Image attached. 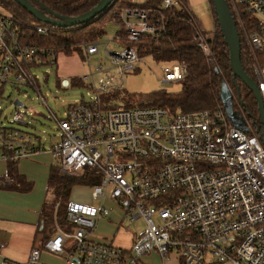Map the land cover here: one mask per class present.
Here are the masks:
<instances>
[{
    "label": "built area",
    "instance_id": "2783aa9c",
    "mask_svg": "<svg viewBox=\"0 0 264 264\" xmlns=\"http://www.w3.org/2000/svg\"><path fill=\"white\" fill-rule=\"evenodd\" d=\"M228 2L238 18L245 12L256 23V28L247 30L240 22V29L251 50V71L264 104V64L256 54H264V0ZM161 6L179 8L180 1L162 0ZM112 20L129 42L143 35L158 38L164 30L149 9L139 6L117 10ZM35 30L45 33L48 27L37 25ZM195 39L212 61L206 39L201 34ZM114 42L117 48H109L100 37L81 42L79 48L88 60L102 45L123 82V71L133 68L140 56L117 34ZM55 61L45 49L24 41L14 17L0 10V96L5 85L29 86L43 100L33 70ZM100 69L101 65L96 68ZM160 71L164 82H180L186 74L185 65L177 61H161ZM61 81L68 86L67 79ZM90 89L87 98L69 104L64 117L56 118L60 139L47 147L37 134L7 125L0 108L1 161H18L47 150L63 175L79 176L85 168L101 173L92 185L97 205L68 200V228L57 227L41 247L30 249L26 261L2 257L0 264H45L42 251L62 258L63 264H144L142 258L151 253L159 255L161 264H264L261 140L234 126L220 105L175 113L149 105L103 108L100 96L110 86ZM15 108L10 123L26 124L23 102ZM108 201L129 224L137 219L145 222L127 247L91 237L97 221L112 210Z\"/></svg>",
    "mask_w": 264,
    "mask_h": 264
},
{
    "label": "trees",
    "instance_id": "16d2710c",
    "mask_svg": "<svg viewBox=\"0 0 264 264\" xmlns=\"http://www.w3.org/2000/svg\"><path fill=\"white\" fill-rule=\"evenodd\" d=\"M35 5L41 3L47 6L53 13L75 17L83 14L92 8L99 0H32ZM180 7L161 6L162 0H144L143 3H133L130 0H115L112 6L105 12L98 14L85 24L70 27H57L43 23L32 16L25 8L14 0H0V6L5 8L15 19L20 36L28 43H34L45 49L55 59L59 53L69 55L79 50L81 42H93L104 33V24L112 20L117 10L126 6H139L150 10L153 19H159L164 30L158 38L150 35H143L136 42H129L124 37V31L119 29L117 35L124 45L134 46L137 53L142 55L150 54L156 61H177L185 65L186 74L180 81L181 88L175 93L163 90L152 92L147 97H133L122 105V108H131L137 105L158 106L169 110L194 111L199 109H211L217 105L223 106L220 97V89L223 82L230 88L237 102L233 98L232 106L242 108L249 117L250 129L248 135H255L261 138V125L257 110V103L252 92L238 78L233 77L229 65V50L217 24L211 0H209L213 19L214 33L212 38L206 37V31L202 29L200 21L191 12L186 0H179ZM228 2V0H226ZM229 5V2H228ZM230 7V5H229ZM236 28L240 37V61L244 71L253 78L251 71L252 55L251 50L240 29V22L247 30L256 28L254 19L245 12L240 13L238 18L230 7ZM37 25H46L48 31L39 33L35 30ZM201 34L209 44L212 61L205 56L197 44L195 37ZM81 51V50H80ZM261 62L264 64V54L256 51ZM118 91L107 92L100 96V103L103 108L119 107L109 104L112 97L118 95ZM224 108V106H223ZM15 160H8L7 177L13 180L11 187L20 191L30 189V184L25 183L22 176L17 173ZM60 164L51 166L47 190L52 200H46L40 211V221L36 236H40L43 243L55 232V223L68 228L65 221V210L68 202L70 188L76 183L91 182L92 185L98 182L96 169L85 168L84 173L79 176H66L59 172ZM100 174V172H98ZM21 182L23 184H21ZM57 203V209H54Z\"/></svg>",
    "mask_w": 264,
    "mask_h": 264
},
{
    "label": "rangeland",
    "instance_id": "374dc122",
    "mask_svg": "<svg viewBox=\"0 0 264 264\" xmlns=\"http://www.w3.org/2000/svg\"><path fill=\"white\" fill-rule=\"evenodd\" d=\"M133 1L135 3H143L144 0ZM0 10L8 13L2 6H0ZM201 26L205 28L206 37L212 38L214 33L213 21L211 23L210 19L206 18L203 20ZM119 29L120 24L118 22L113 20L106 21L101 41L109 42V48H117L114 37ZM120 38L122 37L120 36ZM99 65H101V69L97 71L96 68ZM33 71L39 77L38 89L43 100L38 97L36 90L32 87L20 86L16 89L14 86L5 85L3 88L4 92L0 96L1 115L7 125L40 136L41 143L45 146L60 139V131L58 130L56 118L64 117L65 109L69 104L81 100L83 97L87 98L91 87L105 84L110 86L109 92L114 93L116 90H119L118 95L112 97L108 102L119 107H122L125 102L132 100L133 97H147L152 92L158 90L175 93L181 88L180 82H164L162 80L160 62L156 61L150 54L140 56L139 61L135 63L133 68L124 70L122 82L119 79L118 67L106 57L102 45L98 53L89 55L88 60L79 49L69 55L59 53L55 63L37 67ZM64 78L68 80V86L62 84L61 80ZM115 84H121V86L117 88L113 86ZM15 98H19L23 102V107L28 110L26 124L10 123L12 114L16 109L12 102ZM234 112L238 113V118L243 123L249 122V117L242 108H234ZM227 118L230 122L235 120V117L228 116ZM54 163H58L55 157ZM84 171V169H81L80 175ZM100 174L96 172L95 175L100 177ZM51 200L50 195L48 202ZM68 200L91 205L99 203L98 200L92 197V184L87 181L74 184L70 188ZM106 205L109 207L107 203ZM54 209H57V203ZM112 217V220L108 219L110 218L109 215L100 218L102 220L98 226V233H94L95 237L96 234L102 236L112 233L116 228L119 234L120 229H125L137 236L145 226L143 219H137L135 222L129 224L123 218L121 211L120 213L115 212ZM57 227H64V225L61 226L55 223V229ZM94 230L91 232V235ZM39 242L40 236H37L36 244ZM45 252L43 251L44 255L41 259L43 263L63 264L62 258ZM142 261L146 264H161V259L156 253L144 256ZM172 263L174 264V262Z\"/></svg>",
    "mask_w": 264,
    "mask_h": 264
},
{
    "label": "crops",
    "instance_id": "0c3cea01",
    "mask_svg": "<svg viewBox=\"0 0 264 264\" xmlns=\"http://www.w3.org/2000/svg\"><path fill=\"white\" fill-rule=\"evenodd\" d=\"M191 12L203 23L209 18L213 19L212 9L209 0H186ZM202 27V26H201ZM205 30V28L202 27ZM43 145V144H42ZM43 147H47L43 145ZM54 163V156L47 150H41L27 158L17 161V173L22 176L25 183L30 184V189L20 191L11 187L13 180L7 177V164L0 160V260L8 257L20 262L28 258L32 247H41L42 241L36 244V234L40 221V211L43 203L50 198L48 194V176L51 166ZM21 184H23L21 182ZM109 206L113 204L107 202ZM115 212L120 213L118 207L112 206L109 220ZM102 219L96 223V228L91 235L95 240H112L119 246H129L135 237L134 234L125 229L117 228L112 233L94 236L98 233V226ZM110 222V221H108ZM46 253V252H45ZM152 254V253H151ZM149 254V255H151ZM44 255L41 253V259ZM148 255V256H149ZM158 255V254H157ZM159 256V255H158ZM42 261V260H41ZM146 264L145 262H143Z\"/></svg>",
    "mask_w": 264,
    "mask_h": 264
},
{
    "label": "water",
    "instance_id": "95a60500",
    "mask_svg": "<svg viewBox=\"0 0 264 264\" xmlns=\"http://www.w3.org/2000/svg\"><path fill=\"white\" fill-rule=\"evenodd\" d=\"M20 6L25 8L37 20L57 27H70L79 24H85L92 20L98 14L107 11L115 0H99L92 8L83 14L75 17L61 16L53 13L47 6L37 3L35 5L32 0H14ZM217 24L229 50V65L233 77L241 80L242 83L252 92L257 103L259 121L261 125V142L264 145V104L261 95L257 89V84L242 68L240 61V37L236 28V23L232 16L230 7L226 0H211ZM220 97L223 102L224 109L228 116L235 117L232 124L243 130L248 129V124L243 123L238 118V113L234 112L232 106L233 93L228 85L223 82L220 89ZM13 105L22 106V102L18 99L13 101Z\"/></svg>",
    "mask_w": 264,
    "mask_h": 264
},
{
    "label": "flooded vegetation",
    "instance_id": "af4514ba",
    "mask_svg": "<svg viewBox=\"0 0 264 264\" xmlns=\"http://www.w3.org/2000/svg\"><path fill=\"white\" fill-rule=\"evenodd\" d=\"M233 98L235 99V101L237 102V99H238V97H234V94H233Z\"/></svg>",
    "mask_w": 264,
    "mask_h": 264
}]
</instances>
